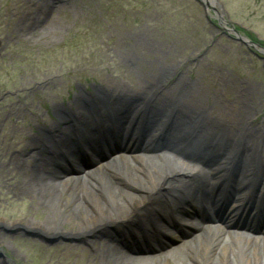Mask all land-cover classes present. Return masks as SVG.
I'll list each match as a JSON object with an SVG mask.
<instances>
[{
  "label": "rangeland",
  "instance_id": "rangeland-1",
  "mask_svg": "<svg viewBox=\"0 0 264 264\" xmlns=\"http://www.w3.org/2000/svg\"><path fill=\"white\" fill-rule=\"evenodd\" d=\"M214 7L227 27L264 44V0H217ZM206 8L194 0H0V219H5L0 222V262L109 261L87 248L90 242L106 241L101 233L83 240L71 232L75 225L66 223L65 237L80 242L58 238L44 243L38 236L46 232L31 226L50 221L51 210L37 191L24 189L26 181L36 190L41 186L31 171V152L39 153L41 146H34L38 136L47 143L43 132L58 125L56 112L73 99L107 87L147 91L153 102L164 95L170 100L166 111L176 106L190 117L181 125L184 131L205 122L216 130L224 126L241 138L253 134L247 138L264 151V54L233 40L213 9ZM171 123L180 128L178 120L171 118ZM150 125L146 137L161 124ZM207 130L208 136H218ZM45 167L39 176L52 181L47 162ZM158 195L161 200L165 193ZM85 202L76 194L70 205ZM10 220H18L16 228H10ZM57 243L73 252L62 256L59 245L52 255Z\"/></svg>",
  "mask_w": 264,
  "mask_h": 264
},
{
  "label": "bare ground",
  "instance_id": "bare-ground-1",
  "mask_svg": "<svg viewBox=\"0 0 264 264\" xmlns=\"http://www.w3.org/2000/svg\"><path fill=\"white\" fill-rule=\"evenodd\" d=\"M130 94H133V99H131ZM101 95V103L103 105L101 108L106 110L105 117L111 121L114 120L116 128L117 124H121L124 121L118 126H121L122 130H131L133 127V132H131L133 134L136 133V129L140 128L143 114L146 115L149 125L157 118L154 112L166 111L168 102H170V100H163L164 95H160L157 101L153 102L148 97L147 91L114 90L110 87L103 88ZM93 102L94 100L92 99L80 101L73 99L67 104L66 108L79 114V110L95 109L97 106L95 107ZM145 102L153 104L149 106L145 105ZM136 104L141 105L134 107ZM183 109L181 108L180 110V107L177 108L175 106L171 110L169 109L167 114L174 122L179 121L180 128L174 123L172 129H166L163 134L156 136L154 141L160 142L161 139L171 142V140H176L178 142L176 147L181 154L209 158L207 161L210 167V163L212 166L216 164L215 170L210 174L212 179H217L215 184L222 182L223 185L231 186L230 191L235 187L238 193H242L241 190L246 192V195L245 192H243L244 194L242 193L243 195L238 201L240 205L232 203V206L235 205V207L231 206L234 209L230 207L232 209L231 212L238 208H245L247 211L249 208L256 209V198L264 197L260 190L261 183L264 182V151L260 143H253L247 138L253 135L251 133L243 134V138H241L237 134H231L224 126L217 130V127H214L215 130L209 128L206 122L204 126L200 125L196 129L201 131L200 135L194 134L196 130L184 131L181 125L190 117L182 112ZM95 112L98 113L97 110ZM57 116L63 122L67 119L65 121L68 123V128L74 126L71 123L72 119H77L76 116L73 117L68 114H57ZM78 120L79 128L77 133L80 135H89L94 126L92 123L99 121L93 112H89L85 120L81 118ZM88 125H91V128ZM111 125L114 126L113 122ZM67 126L53 130L51 140L55 141L63 152L73 154V140L64 137ZM51 128H55V125H52ZM207 129L213 130L219 137L215 135L208 136L211 133ZM209 137H213V140ZM138 140L136 138L134 144H141ZM212 141L215 144L214 146L205 144V142L211 143ZM129 148H132V145H129L128 148L122 147L120 152H117L118 157H115L112 164L106 162V160L98 161L94 167L89 168L90 170L88 171L91 172L85 182H81L76 176L67 174L57 175L60 177L59 180L47 177L52 180L49 181L45 177L39 176V174H44V167L41 164L37 165L39 164L38 159L35 161L33 159L31 166L34 168L31 171L38 174L36 179L41 182V186L36 190L35 184L24 180L28 182L24 185V189L30 192L33 190L37 191L39 199L48 204L51 208L48 219L51 222L44 220L37 223V225L31 224V226L45 231L46 235L51 239L54 238V234L66 232L63 227L64 224L72 223L75 227L71 232L78 233L74 234L77 238L83 235L82 239L85 240L86 238H91L90 236L93 234L96 235L97 231L101 232L108 229L121 228L126 224L130 225V231L122 237L113 236L115 239L110 238L97 244L90 242L88 245L87 248L92 250L93 256L96 253H102V257L106 256L110 261L107 260V264H215L213 258L216 256L219 257L217 264H264V244L259 245L256 242H250V240L237 238L239 236L236 238L232 237V241H234L232 244L227 243L223 241L218 230L217 232L212 231L210 226L203 224V222L197 220V222H193L191 220V216L187 214L184 205L186 204L185 202H190L192 210L197 207L195 199L198 186L196 182H202L204 195L206 190L211 187L210 182L204 176L199 175L197 171L194 172L193 166L184 167V165H179L180 169L177 168V164L171 159H168L170 165H160L156 162L157 158L155 157L141 159L140 157L137 158L136 155L132 159L134 164L130 165L129 160L126 158L127 155L124 154L130 150ZM220 149L224 150L220 153L218 152ZM27 155L29 160H31L32 154L27 153ZM143 160H145V163ZM232 170H234L233 175L231 174ZM187 174L193 179L185 176ZM224 178L226 181H233L234 179L236 181L228 184ZM129 179L135 182L133 186ZM145 185H148V187ZM160 188L170 194L167 195L165 201L160 200L158 195ZM251 188L256 195L251 194ZM217 192L220 193L222 191L217 189ZM76 194L86 197V202L74 207L70 203L73 197H76ZM100 195H102V198ZM251 195L254 196L253 199ZM207 198L210 199L209 197ZM56 199L58 200L57 202ZM245 199L246 204L244 205ZM165 204L168 206L165 207ZM169 206H173L176 209L179 208V210L169 212ZM164 207L165 209L167 208V213H165ZM263 214L264 204L260 216ZM170 215H172L173 222L176 225L173 235L165 231L155 232L156 239H154L155 237L152 236L151 232L157 231V229L160 230L162 220L166 217L169 219ZM126 219H128V222L122 224V221ZM4 220V218L0 219V222ZM180 220L185 222L191 220L190 228ZM15 221L18 220L9 221L10 228L17 227ZM216 221L218 220L214 222ZM254 221V226L250 224L244 226L249 227L250 230H261L259 233L264 234V228L259 229L258 227L261 222L258 220ZM47 222L52 224L46 227ZM221 225L222 223L219 224V227ZM193 227H201L202 231L200 236L189 241V238L183 237L185 235L183 228L192 229ZM164 228L169 231L167 226ZM147 233L150 235L149 237L146 236ZM96 237L98 236H92V238ZM134 239L136 244H134ZM162 241L168 242L166 249H159ZM115 243H119L122 246ZM151 244L155 245V250L152 252L145 249ZM59 245L64 246L62 256L67 251L71 250L73 252V248L57 243L53 245L52 250L50 249L52 255L57 253L56 250ZM111 254L117 257H111Z\"/></svg>",
  "mask_w": 264,
  "mask_h": 264
},
{
  "label": "water",
  "instance_id": "water-1",
  "mask_svg": "<svg viewBox=\"0 0 264 264\" xmlns=\"http://www.w3.org/2000/svg\"><path fill=\"white\" fill-rule=\"evenodd\" d=\"M217 0H198V2L204 6V8L207 6V7H210L213 9V11L215 13H218L217 10L215 9L214 5L216 3ZM218 15V14H217ZM220 18V17H219ZM237 36V39L242 41L243 43H246V44H251L252 46H256L254 43H252L250 40H247L246 38H243L241 36H239L238 34L236 35Z\"/></svg>",
  "mask_w": 264,
  "mask_h": 264
}]
</instances>
